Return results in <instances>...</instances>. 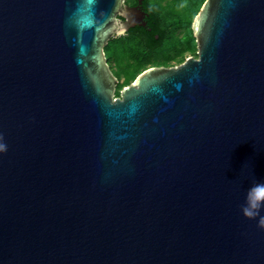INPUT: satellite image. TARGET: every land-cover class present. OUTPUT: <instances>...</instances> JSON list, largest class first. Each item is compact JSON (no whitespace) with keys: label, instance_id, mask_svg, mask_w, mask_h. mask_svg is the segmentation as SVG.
<instances>
[{"label":"water","instance_id":"95a60500","mask_svg":"<svg viewBox=\"0 0 264 264\" xmlns=\"http://www.w3.org/2000/svg\"><path fill=\"white\" fill-rule=\"evenodd\" d=\"M130 17L0 0V264H264L241 212L264 181V0H205L198 57L115 97L104 48Z\"/></svg>","mask_w":264,"mask_h":264},{"label":"rangeland","instance_id":"374dc122","mask_svg":"<svg viewBox=\"0 0 264 264\" xmlns=\"http://www.w3.org/2000/svg\"><path fill=\"white\" fill-rule=\"evenodd\" d=\"M205 0H150L151 6H159L157 14L161 19V27L167 31V38L164 46L155 52H147L139 39L125 37L121 34L123 44L130 57L139 60V66L133 71H126L125 82L131 81L142 69L153 65L163 64L166 66H178L187 57L197 58V44L192 35L191 25L194 16L200 11ZM119 39V40H120ZM120 40V41H121ZM116 42V41H115ZM115 42L105 46L104 52L110 60L112 67L123 68L127 66L126 58L117 59L114 53ZM119 42V41H118ZM125 83H123L124 85ZM122 85L118 87L116 96Z\"/></svg>","mask_w":264,"mask_h":264},{"label":"flooded vegetation","instance_id":"af4514ba","mask_svg":"<svg viewBox=\"0 0 264 264\" xmlns=\"http://www.w3.org/2000/svg\"><path fill=\"white\" fill-rule=\"evenodd\" d=\"M125 5L129 9L132 10V17H130V18H131V21L134 22V26L131 27L127 32L122 34V36L124 37L122 39H125V37L139 39L142 42V44H143V46L147 52L153 53V52L157 51L159 48H161V46L163 44L162 42L164 39L159 41V37H160L159 34H154V40L158 41V43H156V45L154 47L149 49L145 46V42L143 40L144 39L143 38L144 33H142V31H144L145 33H152V28L149 26L150 16L152 13H157L156 9L158 10L159 6H151L150 0H125ZM119 19L124 20L122 18H119ZM165 32H166V34H165ZM165 32L163 34H165V37H166L167 31L165 30ZM161 36L164 37V35H161ZM120 38H121V34L119 36H115L112 39H110V41L107 44L116 41L114 44H115L116 50H117L119 47H123L122 43H124V42H122V40ZM114 53H115V50H114ZM115 56L117 59L120 58L119 55H117L116 53H115ZM122 58H125V57H121V59ZM126 59H127V61H126L127 66H125L123 68L124 70L121 72L120 68L112 67V65H110L111 64L110 60L106 58L107 65H109V68H110L112 74L116 78L115 97H120V90L121 89L119 90V94L116 96V92H117L118 87L120 85H122V88L124 86L130 85L131 83H133V81L135 80L137 75H140L145 70H147L149 68H153V67H173V66H166L163 64H153V65H150V66L142 69L140 72H137L136 76L131 81L125 82L126 71H133L135 68H137V66H139V60L136 58L130 57V54L127 56ZM123 83H125V84L123 85Z\"/></svg>","mask_w":264,"mask_h":264},{"label":"clouds","instance_id":"9594fccd","mask_svg":"<svg viewBox=\"0 0 264 264\" xmlns=\"http://www.w3.org/2000/svg\"><path fill=\"white\" fill-rule=\"evenodd\" d=\"M7 147L3 134L0 133V153L7 151ZM262 208H264V181H259L253 183L247 190L245 202L241 205V212L249 219L259 217L257 224L264 227V215H261Z\"/></svg>","mask_w":264,"mask_h":264},{"label":"trees","instance_id":"16d2710c","mask_svg":"<svg viewBox=\"0 0 264 264\" xmlns=\"http://www.w3.org/2000/svg\"><path fill=\"white\" fill-rule=\"evenodd\" d=\"M158 16L159 15L157 13H152L150 16L149 26L152 28V33H145L144 31H142V33H144L143 34L144 36L143 35L142 36L144 38L143 40L145 42V46L149 49L154 47L156 43H158V41L154 40V34H159L160 36L159 41L164 39L161 48L164 46L165 44L164 42L168 37V36L165 37L166 34L165 29L161 27V19ZM164 32L165 34H163ZM161 35H164V37ZM161 48H159L158 50H160ZM115 53L119 55L120 58L121 57L127 58V56L129 55V52L126 50V48H122V47H119L117 50H115Z\"/></svg>","mask_w":264,"mask_h":264}]
</instances>
